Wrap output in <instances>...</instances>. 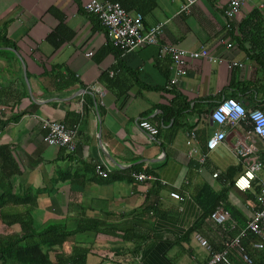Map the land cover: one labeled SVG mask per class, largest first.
<instances>
[{
    "label": "crops",
    "instance_id": "0c3cea01",
    "mask_svg": "<svg viewBox=\"0 0 264 264\" xmlns=\"http://www.w3.org/2000/svg\"><path fill=\"white\" fill-rule=\"evenodd\" d=\"M86 1L0 0V30L14 44L0 47V106L6 109L0 118V147L7 148L16 168L12 193L36 199L31 210L36 229L61 222L72 231L85 223L87 230L75 234L62 251L68 256L74 244L88 248L86 264H207L208 250L195 243L193 234L222 252L226 240L251 218L256 207L251 197L264 176V141L252 124L219 125L210 117L227 99L264 113V51H250L247 42L240 47L233 38L238 24L264 0L247 3L228 26L223 14L227 0L198 2L189 15L177 14L180 0H157L143 16L145 27L163 23L162 42L191 51L205 46L221 60L186 62L187 75L172 87L170 58L158 56L156 46L117 54L105 30L84 11ZM51 9L74 32L57 48L46 41L59 24ZM258 10L264 17V9ZM230 62L241 66L230 68ZM68 75L71 83L59 86V76L67 80ZM96 83L101 94L93 89ZM168 108L181 112L169 117ZM48 119L78 127L74 153L42 141L40 125ZM141 119L157 128L156 136L138 127ZM221 130L225 139L202 165L188 157V134L195 135L193 146L205 153L206 141ZM238 142L252 153L238 155ZM253 161L260 167L257 177L250 189L240 191L235 180ZM96 164L108 170L106 178L96 175ZM111 174L116 179H109ZM138 174L148 179L139 181ZM203 184L222 197L218 206L227 203L235 209L236 218L230 215L227 224L235 222L232 231L204 217L205 208L196 200ZM173 192L180 200L170 198ZM89 222L100 223V231L90 229ZM0 230L20 231L18 225L6 228L1 222ZM253 242L249 235L242 245L253 264H264V247L255 250ZM227 257L229 264H244L235 248Z\"/></svg>",
    "mask_w": 264,
    "mask_h": 264
},
{
    "label": "built area",
    "instance_id": "2783aa9c",
    "mask_svg": "<svg viewBox=\"0 0 264 264\" xmlns=\"http://www.w3.org/2000/svg\"><path fill=\"white\" fill-rule=\"evenodd\" d=\"M201 1L215 0H180L177 14L189 15L192 7ZM251 1L252 0H227V7L223 13L226 19V25L228 26L231 20L236 19V17L241 14L244 6ZM258 9H264V2L259 5ZM84 11L87 14H93L98 17L106 30L108 39L122 54L145 46H156L158 49V56H167L170 58L171 77L168 82L170 87L177 86L180 78L187 75L188 70L186 62L198 59H204L209 63H219L221 61L215 58L205 46H201L198 50L191 51L182 49L174 44L162 42L163 23L145 27L141 14L128 13L119 3L107 0H87L84 4ZM221 42L227 48L232 47V44L225 40ZM91 55L92 53L87 54V56ZM228 66L232 68L233 66H241V64L230 62ZM93 89L99 94L102 93V88L98 83L93 86ZM5 111V107L0 106V118ZM210 117L213 122L219 125H235L239 121H249V123L252 124L253 132L264 141V113L259 110L247 111L244 109L243 104L236 99H227L220 102L212 110ZM40 127L44 131L42 141L46 145L63 148L69 153H74L76 151L78 136V127L76 125L66 126L62 122L48 119L44 120ZM138 127L152 137L156 136L158 133L157 128L145 119L139 120ZM225 137L226 133L224 131L221 130L216 132L206 141L205 147L207 152L201 153L193 146V142H195L196 139L195 135L188 134L186 141L189 147L188 157L196 159L197 163L202 165L206 161L207 153L214 150ZM235 151L242 157H246L249 153H252V149L244 146L241 142H238ZM94 169L97 176L103 178L108 176V170L101 164H96ZM259 170V165L253 161L249 168L235 180V187L243 192L250 189L251 181L257 177L255 172ZM215 176L217 175L214 174V177ZM135 178L139 181L148 179L144 174H138ZM169 196L174 200H180V196L174 192L170 193ZM255 204L256 207L253 210L251 218L240 228L237 235L226 240L225 249L222 252H215L211 249L208 241L200 234H193L192 238L195 240V243L201 248L208 250L210 259L207 264H229L227 256L230 247L239 251L244 264H253L250 254L242 245V240L250 235L256 240V242L251 243L253 249L260 250L264 247V176L259 183V188L255 196ZM210 219L224 231L230 232L236 227L235 222L227 226L228 222H230V214L223 205L218 206L211 213Z\"/></svg>",
    "mask_w": 264,
    "mask_h": 264
},
{
    "label": "trees",
    "instance_id": "16d2710c",
    "mask_svg": "<svg viewBox=\"0 0 264 264\" xmlns=\"http://www.w3.org/2000/svg\"><path fill=\"white\" fill-rule=\"evenodd\" d=\"M114 3H119L121 7L128 13L137 12L142 17L151 12L157 5V0H107ZM50 13L57 17L58 26L46 37L54 48L59 47L62 41L70 39L74 32L64 23L63 15L57 13L55 9H51ZM93 17L95 25L102 26L96 15L89 14ZM144 23V20H143ZM145 26V25H144ZM98 27V28H99ZM106 32V30H105ZM107 35V34H106ZM237 45L242 46V43L247 42L250 45V51L256 49L264 51V17L261 11L253 9L245 18L238 24L237 35L235 37ZM110 42V41H109ZM14 46L7 38L5 33L0 30V47ZM110 45L112 43L110 42ZM117 54L121 51L112 45ZM67 80H63V76H59V86H68L71 75H68ZM69 79V80H68ZM163 112L164 107H159ZM168 116L176 117L181 110L178 108H168ZM0 156L4 165H0V222L6 228L18 225L20 231L10 234L0 233V264H86L88 248L74 244L71 253L64 255L63 245L78 233H84L87 226L83 222H79L75 230L70 231L65 224L61 222H49L41 228L36 229L33 225L31 210L37 206L35 198H29L25 195L13 194L12 174H15L16 168L12 164L10 154L6 147H0ZM10 173H9V170ZM6 169V171H5ZM116 175L111 174L109 179H116ZM259 186V184H258ZM256 190L258 191V187ZM256 191V193H257ZM254 201V196L251 197ZM196 200L205 208V218H210L211 213L222 200L221 196L214 194L209 186L201 185L196 193ZM22 205L25 209L21 212H12L6 210L7 206ZM232 218H236L235 209L229 204H224ZM153 209L152 203L148 207ZM149 209L147 211H149ZM91 225V223H88ZM100 223H94L89 226L90 229H95L99 232Z\"/></svg>",
    "mask_w": 264,
    "mask_h": 264
},
{
    "label": "rangeland",
    "instance_id": "374dc122",
    "mask_svg": "<svg viewBox=\"0 0 264 264\" xmlns=\"http://www.w3.org/2000/svg\"><path fill=\"white\" fill-rule=\"evenodd\" d=\"M0 232H2V231L0 230Z\"/></svg>",
    "mask_w": 264,
    "mask_h": 264
}]
</instances>
